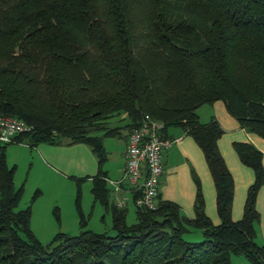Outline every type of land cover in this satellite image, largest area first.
<instances>
[{
	"label": "trees",
	"instance_id": "16d2710c",
	"mask_svg": "<svg viewBox=\"0 0 264 264\" xmlns=\"http://www.w3.org/2000/svg\"><path fill=\"white\" fill-rule=\"evenodd\" d=\"M217 99L264 138V0H0V114L32 126L11 142L88 144L98 163L91 190L114 231L87 228L80 212L79 232L42 242L30 204L17 207L22 187L6 160L10 142L0 141V264H233L231 254L264 264V243L255 241L263 152L233 142L254 174L235 220L234 179L217 145L223 128L197 114ZM144 113L161 119L163 131L179 125L201 148L217 223L205 212L194 169L193 216L160 197L154 209L134 203L136 220L128 223L127 205L111 199L103 137L120 129L106 121L120 115L130 128ZM192 229L200 240L184 237Z\"/></svg>",
	"mask_w": 264,
	"mask_h": 264
},
{
	"label": "crops",
	"instance_id": "0c3cea01",
	"mask_svg": "<svg viewBox=\"0 0 264 264\" xmlns=\"http://www.w3.org/2000/svg\"><path fill=\"white\" fill-rule=\"evenodd\" d=\"M197 114L202 122H206L210 120L211 117H215L223 128L222 134L217 139V145L234 179L231 216L235 220L239 219L241 217L240 213L243 211L247 186L253 179V170L250 166L241 162L234 148L233 142L248 141L253 143L263 152L264 164V138L256 133H251L242 127L238 120L228 112L225 102L221 99L199 105L197 108ZM129 131L130 128L126 127L123 139L118 140L119 149L117 151L106 152L105 150L106 158L104 161L105 164H103L105 177L113 179L121 177L125 164L126 139ZM115 135L118 134H111L110 136ZM163 135L164 137L172 139V142L162 151L163 171L158 185L159 196L163 199H170L177 202L187 215L193 216V202L197 188L192 177V169H194L199 177L200 186L203 192L205 212L214 223H217L219 217L215 208V186L201 148L194 138L185 132L179 125L168 126L164 129ZM107 136L103 137V146L104 139ZM76 144V147L72 149V147H65L68 145L64 144L57 145L43 143L40 149L43 150L55 163L61 164V162H64V164H67L70 167L79 168L80 171L83 169L85 173L92 171L96 174L98 166L97 161L92 157L93 152L91 153V148L84 142ZM77 149L80 150L79 154L77 153ZM65 150L67 154L69 153L65 157L66 159L63 158ZM63 159L65 161H63ZM109 187L111 188V194L113 195L110 194V196H112L111 198L115 202L116 192L113 191L111 185H109ZM123 192L127 193V200L130 198L134 204V192ZM127 200L125 199V205L127 204ZM256 206L258 211H263L264 216V185H262V188L257 195ZM262 222L264 224V217ZM262 228L264 229V226H262Z\"/></svg>",
	"mask_w": 264,
	"mask_h": 264
},
{
	"label": "rangeland",
	"instance_id": "374dc122",
	"mask_svg": "<svg viewBox=\"0 0 264 264\" xmlns=\"http://www.w3.org/2000/svg\"><path fill=\"white\" fill-rule=\"evenodd\" d=\"M126 122L127 118L120 115H113L107 119L108 126H119L120 132L117 133L118 135L105 137L104 149L106 152H114L119 149L118 140L123 139ZM43 143L64 144L68 145L65 147L74 149L76 143H80V141L72 143L40 141L36 144L27 141H16L8 143L5 148L8 164L15 165L14 183L16 186L22 187L21 199L17 207L21 208L30 204V225L35 236L46 243L58 231H65L70 234L79 232L80 212L85 217L87 228L106 231L109 234L113 233L110 211H106L104 205L98 199H95L91 190V175L94 172L88 171L89 173H85L83 169L80 171L79 168L70 167L64 162H61V164L53 162L40 149ZM77 153H80L79 149H77ZM68 154L65 150L63 158L66 159L65 157ZM94 155L92 153L93 159L97 161V157ZM64 159L63 161H65ZM77 193H79L78 204ZM124 196L127 200V193L124 192ZM129 199L126 204L128 208L126 220L128 223H132L136 220L135 206ZM259 212L260 222L256 225L255 241L257 244H262L264 243V229L262 228L264 226L262 222L264 216L263 211L259 210ZM184 237L190 240H200L202 235L199 229H192L185 232ZM231 261L233 264H250L242 254H231Z\"/></svg>",
	"mask_w": 264,
	"mask_h": 264
},
{
	"label": "built area",
	"instance_id": "2783aa9c",
	"mask_svg": "<svg viewBox=\"0 0 264 264\" xmlns=\"http://www.w3.org/2000/svg\"><path fill=\"white\" fill-rule=\"evenodd\" d=\"M31 127L21 118L0 114V141L11 142L15 135ZM163 127L164 122L149 113H144L139 123L130 127L122 175L118 179L105 178L116 192L117 205H125L123 191H133L138 192L135 204L152 209L158 206L162 151L172 142V139L162 136Z\"/></svg>",
	"mask_w": 264,
	"mask_h": 264
}]
</instances>
